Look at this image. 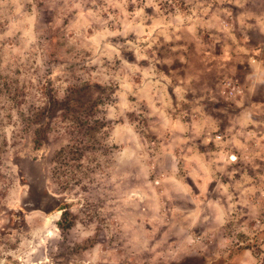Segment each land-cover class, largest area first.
<instances>
[{
	"label": "rangeland",
	"instance_id": "374dc122",
	"mask_svg": "<svg viewBox=\"0 0 264 264\" xmlns=\"http://www.w3.org/2000/svg\"><path fill=\"white\" fill-rule=\"evenodd\" d=\"M0 264H264V0H0Z\"/></svg>",
	"mask_w": 264,
	"mask_h": 264
},
{
	"label": "bare ground",
	"instance_id": "6f19581e",
	"mask_svg": "<svg viewBox=\"0 0 264 264\" xmlns=\"http://www.w3.org/2000/svg\"><path fill=\"white\" fill-rule=\"evenodd\" d=\"M51 218V217H50ZM50 221H51V219H50Z\"/></svg>",
	"mask_w": 264,
	"mask_h": 264
}]
</instances>
